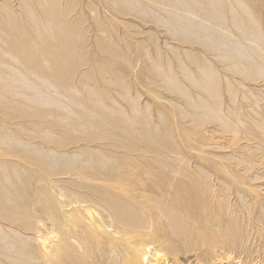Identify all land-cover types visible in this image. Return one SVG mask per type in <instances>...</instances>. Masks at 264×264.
<instances>
[{"label":"rangeland","instance_id":"374dc122","mask_svg":"<svg viewBox=\"0 0 264 264\" xmlns=\"http://www.w3.org/2000/svg\"><path fill=\"white\" fill-rule=\"evenodd\" d=\"M255 1L0 0V264L97 253L74 200L115 236L151 207L143 264H264Z\"/></svg>","mask_w":264,"mask_h":264},{"label":"bare ground","instance_id":"6f19581e","mask_svg":"<svg viewBox=\"0 0 264 264\" xmlns=\"http://www.w3.org/2000/svg\"><path fill=\"white\" fill-rule=\"evenodd\" d=\"M248 2L249 0H245V4H244V7H245V10H249V5H248ZM255 5L258 7L257 8V13H258V10L259 12L262 14L261 16H264V0H256L255 1ZM253 5V4H252ZM254 5V6H255ZM251 9V8H250ZM254 10V9H253ZM253 13V12H252ZM255 15V14H254ZM258 16V15H257ZM258 19H259V16H258ZM246 39H249V38H246ZM260 39H261V43H256L254 44V47L263 54L264 56V33L261 31L260 33ZM250 41V40H249ZM251 51V50H250ZM253 56V55H252ZM255 58V56H253ZM255 62L258 64V65H262L263 64V60L262 59H259V60H256L255 59ZM212 63V62H211ZM213 65H215L213 63ZM219 65V64H218ZM216 66V65H215ZM217 68V67H216ZM203 73H204V69L202 70ZM219 71V70H218ZM222 72V71H221ZM260 76H264V74H259ZM244 78L245 79H250V80H255L256 76L254 75V72L253 71H249L248 74H245L244 75ZM237 79V78H236ZM239 80V79H238ZM203 79H199V82L200 85L201 84H204L205 85V82L203 81ZM263 82V81H262ZM228 83H231L228 81ZM244 83V82H243ZM249 83V82H248ZM260 83V81H259ZM264 85V84H263ZM206 86L208 87V83H206ZM230 86V85H229ZM260 86V85H259ZM232 87V86H231ZM204 88V86H203ZM206 89V88H205ZM250 89V88H249ZM257 90V89H256ZM210 91V89H209ZM208 91V92H209ZM232 94L233 96L236 94L232 89ZM243 91V90H242ZM259 94V93H258ZM249 98V97H248ZM245 104V103H244ZM249 105V104H248ZM253 105V104H252ZM247 107V106H246ZM254 108V106H253ZM199 111V110H198ZM262 111V110H261ZM260 111V112H261ZM262 114V113H261ZM260 114V115H261ZM242 115V114H241ZM263 115V114H262ZM261 115V116H262ZM260 116V117H261ZM243 117V116H242ZM263 118V116H262ZM245 122V121H244ZM201 130V129H200ZM198 132V131H197ZM208 132V131H207ZM201 133V132H200ZM199 134V133H198ZM204 134V133H203ZM209 134V133H208ZM194 135V134H193ZM195 136V135H194ZM199 136V135H198ZM260 139V138H259ZM201 141V140H200ZM197 145V144H196ZM197 151V150H196ZM200 152V151H199ZM165 161V160H164ZM130 162V161H129ZM144 162V161H143ZM178 162V161H177ZM146 163V162H145ZM129 164V163H128ZM127 164V165H128ZM132 164V163H131ZM138 165L140 163H137ZM148 164V163H147ZM155 165V163H152ZM172 164V170L173 171H176L175 170V166L178 165V163H176L175 161L170 163ZM132 165H135V163H133ZM142 165H144L142 163ZM149 165V164H148ZM124 166V165H123ZM147 166V165H146ZM151 166V165H149ZM134 166H132L131 168H133ZM144 167V166H143ZM174 167V168H173ZM178 167V166H177ZM121 166H117L115 170V174L117 175H122V174H125L126 173V170H125V173L121 171ZM128 168H130L128 166ZM147 168V167H146ZM146 171L149 172V168L146 169ZM159 168V167H157ZM136 169V168H134ZM138 169V168H137ZM136 169V170H137ZM160 170V169H159ZM132 171V170H131ZM155 171V170H154ZM130 172V170L128 171ZM127 172V176H128V173ZM142 172V171H141ZM158 172V171H157ZM145 173V172H144ZM147 173V172H146ZM142 174V173H141ZM162 174V173H161ZM170 174V173H169ZM118 175L116 177H118ZM123 176V175H122ZM161 177V176H160ZM138 178V177H137ZM159 178V177H158ZM153 179V178H152ZM155 179V178H154ZM199 179V178H198ZM135 180V179H134ZM149 180V179H148ZM164 180V179H163ZM174 181V180H173ZM180 182V181H179ZM201 185V184H200ZM247 185V184H246ZM156 186V185H155ZM169 186V185H168ZM161 185L158 187L160 188ZM171 187H169L168 189L170 190ZM177 188V186H176ZM175 189V188H174ZM190 189V188H189ZM195 189V188H194ZM162 191L159 192V195H160V198L163 197V199L165 200H169V198H167L166 196L169 195L168 194V190H166V192L163 191V189H161ZM201 189H199L200 191ZM173 192V190H172ZM177 192H178V189H177ZM176 194V193H175ZM178 194H176L177 196ZM208 195V194H207ZM175 196V195H173ZM181 196V194L179 195ZM162 199V200H163ZM107 200L104 199V201H99V205L100 206H104V202ZM168 200H167V203H168ZM182 200V199H181ZM72 201V200H71ZM178 201V199H177ZM183 201V200H182ZM74 203V207L72 209H74V212L75 211H80V212H87L88 214V217H85V219L88 221L86 223V226L89 227V228H92V230L96 233H98L99 236L98 238H100V240H97L98 244H97V248H98V252L97 253H93L94 255H86V254H83L81 253L79 256H75V255H64V256H55V255H52L53 257L50 258V260L48 261L49 263L48 264H143L144 260H148L147 256H146V251H147V246L149 244H147L148 241H146V236H148V238H151V237H154L156 230L154 231H145L149 226H151L149 224V221H150V218H152V216L150 215L152 210H151V207L145 205L144 203H142V201L138 202L137 201V209L140 211V217L138 218V220H136L134 223H129L128 221H125L123 219H120L119 216H117V213L112 209V208H106V206L104 207L107 211H108V214L109 216L111 217V221L113 222V227L114 229L116 230L115 232L118 233L117 236H115L114 234L112 235L110 232L106 231V228L108 227V225H106L105 223V220H104V216L102 213H98L96 217H94L93 215L90 214V209L91 207H86V208H83L82 206H84V200H74L72 201ZM71 202V203H72ZM176 201H174L175 203ZM136 203V202H135ZM173 203V204H174ZM184 204V203H183ZM169 205V204H168ZM58 207V206H57ZM173 207V206H172ZM59 208V207H58ZM82 210V211H81ZM64 211V210H63ZM60 212V211H59ZM205 212V211H204ZM81 213V214H82ZM92 213V211H91ZM61 214V213H60ZM85 213L84 216L87 215ZM82 215V217H83ZM200 216V215H199ZM67 217V216H65ZM158 217V216H157ZM185 217V216H184ZM48 218V217H47ZM79 218V217H78ZM84 218V217H83ZM221 218V217H220ZM80 219V218H79ZM203 219V218H202ZM68 220V219H67ZM84 220V221H86ZM183 220V219H182ZM197 220V219H196ZM83 221V220H81ZM211 221V217L209 216H206L205 217V222H210ZM49 222V221H48ZM68 222H70L68 220ZM188 222V220H187ZM201 224V223H200ZM68 225H71L70 223ZM85 225V223H84ZM203 225V224H202ZM206 226V225H205ZM76 227V226H75ZM203 227V226H202ZM78 228V227H77ZM84 228V227H83ZM150 228V227H149ZM79 230V229H78ZM86 230V229H85ZM84 230V232H85ZM149 230V229H148ZM193 230V229H192ZM207 230V229H205ZM53 232V231H52ZM201 232V231H200ZM82 233V232H81ZM86 233V232H85ZM90 233V232H89ZM92 233V232H91ZM207 233V232H206ZM209 233V232H208ZM71 235V234H70ZM88 235V234H86ZM85 235V236H86ZM158 235V234H157ZM206 235V234H205ZM209 235V234H208ZM181 236V235H179ZM188 236V235H187ZM210 236V235H209ZM59 237V236H58ZM88 237V236H87ZM90 237V236H89ZM74 238V237H73ZM92 238V237H91ZM90 238V239H91ZM175 238V237H174ZM191 238V237H190ZM206 238V237H205ZM72 239V238H70ZM89 239V238H88ZM89 239V240H90ZM97 239V238H96ZM154 239V238H153ZM192 239V238H191ZM92 240V239H91ZM90 240V241H91ZM208 240V238H207ZM90 241H88V243L90 244ZM156 241V240H155ZM187 241V240H186ZM195 241V240H194ZM202 241V240H201ZM73 244L78 248V249H83V246L82 244L78 241L77 238H74L72 240ZM150 242V241H149ZM92 243V242H91ZM188 243V242H187ZM196 243V242H195ZM198 243V242H197ZM208 243V242H207ZM199 244V243H198ZM93 245V243L91 244V246ZM69 246V245H68ZM216 246V245H215ZM94 247V246H92ZM96 248V247H95ZM165 248V247H164ZM170 248V247H169ZM185 249V248H184ZM210 249V248H209ZM92 250V248H91ZM81 251V250H80ZM111 255L109 256V252H111ZM114 251V253H113ZM205 251V250H204ZM62 252V251H61ZM93 252L90 251V253ZM120 253V259L117 261V254L116 253ZM61 254V253H60ZM153 256V259H159V258H162L161 259V264H172L171 262H169V260H167L166 258H163V257H159V251H154V253L152 254ZM164 256V255H163ZM197 256V255H196ZM216 257V256H215ZM49 258V257H48ZM174 258V257H173ZM199 258V257H198ZM208 258V257H207ZM151 262V260H150ZM200 263V262H199ZM155 264V263H154Z\"/></svg>","mask_w":264,"mask_h":264}]
</instances>
